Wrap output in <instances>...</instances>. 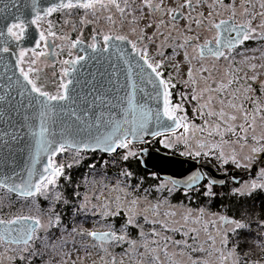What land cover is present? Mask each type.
Wrapping results in <instances>:
<instances>
[{"label": "snow or ice", "instance_id": "obj_1", "mask_svg": "<svg viewBox=\"0 0 264 264\" xmlns=\"http://www.w3.org/2000/svg\"><path fill=\"white\" fill-rule=\"evenodd\" d=\"M206 3L207 0H140L139 3L137 0H56L40 7L37 0H31L32 18L29 21L17 16L15 22L4 26L6 31L0 30V53L12 51L10 45L13 42L19 48V42L31 38L28 25L36 26L39 34L34 48H20L18 53H13L24 85L35 94L30 104L34 103L36 108L33 119L38 124L31 130L34 152L30 157L31 164L26 168V177L18 172H0V209L6 203L12 205V194L24 201L29 209V214L18 212L9 217L0 216V248L4 249L0 252V264L5 261L12 264L15 260L33 264L35 257L40 258L41 264H88L89 261L91 264H264V205L259 213L255 207L256 194L264 193V168L256 179L233 189L231 195L237 198V204L228 214L210 213L204 207L194 210L183 204L172 205L167 197L153 202L147 197L149 189H143L145 195L141 196L140 185L127 184L117 178L109 187L104 177L86 181L93 187L100 186L99 194L94 197L98 203L93 204L92 197L85 194L78 207L73 209L74 215L83 213L100 218L93 222L92 230L80 225L68 231L55 210L57 203L70 204L63 192L57 190L58 182L63 178L70 183L65 169L79 166L85 152L113 153L125 149L121 158L128 161L137 156L138 150L147 151L137 150V142L143 145L149 142L145 139L147 136L153 139L164 136L169 138L161 141L165 148L173 147L170 137H174L175 142L183 143L189 149L181 152L182 156L218 154L224 164L231 162L238 169L249 168L255 155L264 153V44L258 49L246 46L248 41H264V0H239L238 5L236 0L230 4L225 0H211L207 4V14L199 12L194 16L196 8ZM81 12L83 15L78 22L69 19ZM54 13L65 17L63 25L73 31L77 29V23L81 27L97 25L93 28L91 42L85 46L82 33L75 40H70L67 34L58 35L54 30L57 25L47 19ZM150 17L154 19L150 20ZM45 20L47 28L42 29L41 23ZM101 21L103 26H100ZM142 21L148 22L141 27ZM148 29L154 31L148 34ZM201 32L210 33V38H205L202 43ZM50 40L53 42L51 49ZM157 40L160 42L156 43ZM56 41L67 43L57 44ZM125 45L130 46V52ZM150 45H155V54H150ZM78 46L82 51L91 49L101 56L108 53L104 58L109 61L110 82L123 72L126 84L121 88L127 90L114 105L119 108L121 118L111 114L105 120L101 115L96 117L95 134L89 132L81 137L79 132L84 131L81 128L75 134L61 132L57 139V133L51 129L63 111L61 102L70 98L69 85L76 80L73 76L78 71L76 66L86 58L98 59L73 56L72 50ZM65 48L70 58L58 61L61 67L56 91H47L45 84L40 82L42 69L37 65L43 62L45 66H54L48 58L59 57ZM167 48L172 49L171 55L166 54ZM249 51L260 54L248 56ZM181 52L183 62L188 65L187 79L182 83L190 87L191 94L189 97L181 93L180 98L181 101L197 102L193 111L203 120L200 126L189 121L183 103H173L172 89L177 87L176 78L171 74L165 77L163 71L166 62L174 60ZM29 53L31 58L25 69L23 65ZM221 60L227 62L223 68L218 65ZM257 60L260 63H256ZM173 67L179 75L180 63ZM149 85L151 92L147 90ZM138 94L143 95L138 98ZM95 99L101 97L97 95ZM72 115L83 123V117L75 111ZM101 126L104 131L99 130ZM181 128L183 132L176 135ZM227 135L234 139H225ZM211 137L219 139H209ZM193 142L195 151L191 150ZM235 145H239L240 152ZM64 153L70 154V162L57 161L56 157ZM42 156L46 157V163L37 170ZM119 175L130 179L132 173L125 170ZM202 179L206 177L194 173L183 181L185 194ZM213 184L214 181L209 180L202 185L206 190L200 194L208 198L217 196ZM179 186L177 181L168 180L155 191L167 189L172 193ZM104 189H108L107 194ZM75 195L79 197L80 194L76 192ZM38 197L50 201L47 211L41 210ZM116 217L122 219L118 227L112 221ZM52 229H57L59 235ZM131 230L137 231L136 238ZM176 234L183 239H175ZM76 237L81 240L78 242ZM84 238L90 243L84 242ZM69 243L72 250L68 249ZM124 245L127 247L117 259L112 249ZM72 251H83L84 255L73 259ZM94 254L98 260L93 258Z\"/></svg>", "mask_w": 264, "mask_h": 264}, {"label": "water", "instance_id": "obj_2", "mask_svg": "<svg viewBox=\"0 0 264 264\" xmlns=\"http://www.w3.org/2000/svg\"><path fill=\"white\" fill-rule=\"evenodd\" d=\"M53 2L56 0H37L40 7L48 6ZM30 4L31 0H0V28L6 24L8 18H11L12 22L17 16L22 20L29 19L31 16ZM29 40V43L20 44V46L23 48L33 47L35 37L31 35ZM90 50L88 49L86 54L81 53L86 57L95 56L98 59L86 58L76 66L78 71L73 73L76 80L69 86L70 98L65 103L61 102L63 111L51 129L57 133V139H59L61 132L75 134L81 128L84 129V131L79 132L81 137L87 136L89 132L95 134L97 132L96 117L101 115L105 120L111 114H116L118 119L121 118L119 108L114 107V105L118 103V97L127 90L121 88L122 85L126 84L123 72L118 73L116 78H111L112 82H110L109 61L104 58L108 56V53L101 56V54L93 53ZM48 60L54 63L55 57H49ZM1 64L8 67L6 62V65L3 62ZM9 78L11 77L7 76L0 66V172L8 174L18 172L26 177V168L30 166V157L34 152V139L31 130L34 125L38 124V121L33 119L36 108L34 103L30 104V99L34 94H31L21 82L17 83L18 80L13 78L9 80ZM118 89L121 90L118 92ZM147 90L151 92L150 85L147 86ZM22 92L23 95H21ZM97 95L101 97L100 100L95 99ZM142 95L138 94V98ZM150 103L155 106L154 102ZM73 111L78 116L83 117V123L72 115ZM150 127L152 126L150 125ZM99 130L104 131L105 128L101 126ZM145 139L150 141L153 138L147 136ZM146 149V152L141 151L143 156L140 160L141 166L148 171L153 170L161 180L177 181L180 185L179 189H185L183 181L190 175L194 173L202 175V172L208 181H214V186L223 185L224 175L216 174L213 166L209 163L199 164L172 157L156 149ZM44 163H46V157L42 156L36 165L37 170L41 169ZM15 179L19 180V176H16Z\"/></svg>", "mask_w": 264, "mask_h": 264}, {"label": "trees", "instance_id": "obj_3", "mask_svg": "<svg viewBox=\"0 0 264 264\" xmlns=\"http://www.w3.org/2000/svg\"><path fill=\"white\" fill-rule=\"evenodd\" d=\"M45 90L50 91L48 89ZM180 100L181 98L178 100V102H180ZM189 103L190 107L187 109L185 107L184 108L189 119L193 120L195 118L193 112V106L195 104L190 100ZM199 125H201V122ZM216 140H218V138H216ZM136 148L137 150L140 148L156 149L162 153H171L170 155H176L174 152H168L167 149L160 147L157 138L152 139L147 144H143V146L141 145ZM125 152V149H117L116 152L112 154H105L99 150H97L96 152H85L82 154L84 156V160L79 166H74L72 169H65V174L70 176L71 181L69 183L67 181H64L63 178H61V180L58 182L57 190L63 192L64 197L70 200V204L64 205L62 203H57L55 204V210L61 215L62 225H64L68 229V231H70L72 227L80 225L85 228L86 223H89L94 228L93 222L100 219L98 216H85L83 213H80L78 215L73 214V209L78 207L79 203L83 198L84 193L92 186L91 184H87L86 181H91L93 179L100 180L101 177H104L105 183H112L114 185L116 183L117 178H119L121 180H124L127 184L140 185L139 195L141 196L145 195L143 189H149V192L147 193L148 199L152 197L154 198V195L159 196L162 193L166 192V189L162 192L155 191V189L159 186L158 180L161 179L153 170L148 171L141 166L140 160L141 157H143L141 151L138 150L137 156L130 157L128 161H124L121 158L125 154ZM56 159L59 162L68 163L71 161V156L68 153H64L57 156ZM213 161L215 162V159H213ZM92 164H95L96 166L94 169L90 167V165ZM233 168L236 167H232L231 169ZM125 170L132 173L130 179L119 175L122 171ZM156 178H158V180ZM77 185L79 187H77ZM97 186L100 187L99 185ZM233 189L234 187H227L224 184L222 186H213V190L217 193V196L213 198L203 196V201L200 200V203L202 202V207L208 210H212L213 212H217L220 214H228L233 209L234 205L237 204V198L231 195ZM76 192H79V197L75 195ZM196 197L197 195H195V198ZM262 200L263 199L260 198L258 201ZM12 201L13 203L11 206L6 203L5 206L0 209V216H12L13 214L22 212V206H26L25 202L19 200L15 196V194H12ZM178 201H180L179 198ZM37 203L40 205L42 211H47L50 207V201L44 200L43 197H38ZM239 203L243 204V200H240ZM197 205L198 202L193 205L194 209L198 208L196 207ZM260 211L261 207H256V212L259 213ZM23 214H29V209L27 206L26 212ZM112 221L115 222L116 226L118 227L119 224L122 222V219L120 217H116L112 218ZM95 227H98V225H95ZM51 231L59 235L57 229H52ZM133 234L134 233L132 231V235Z\"/></svg>", "mask_w": 264, "mask_h": 264}, {"label": "rangeland", "instance_id": "obj_4", "mask_svg": "<svg viewBox=\"0 0 264 264\" xmlns=\"http://www.w3.org/2000/svg\"><path fill=\"white\" fill-rule=\"evenodd\" d=\"M140 0H137V3H139ZM232 2V0H225V3H228L230 4ZM211 3V0H207V3L201 7H198L196 8V10L193 12V15H197L199 12H204L205 14H207V11H208V8H207V4H210ZM236 3L237 5L239 4V0H236ZM170 6H174V5H171ZM186 14V13H185ZM59 15V13H58ZM62 19L64 20L65 17L61 16ZM70 19V18H69ZM150 20L151 19H154L153 17H150L149 18ZM166 19V17H165ZM25 21V20H24ZM12 22V19L11 18H8L6 24H10ZM148 21H142L141 22V27L144 26L145 23H147ZM104 22L101 21V25L100 26H103ZM181 24H184V21H181ZM85 27V26H83ZM86 27H89L90 28V33H89V30L87 28V31H88V40L84 42V45L86 46L89 42H91V36L93 35V28L94 27H97V25H93V24H89L87 25ZM41 28L43 29V27L41 26ZM62 28H63V34H67L69 35V29L67 27H65V25H63L62 23ZM193 28H195V25H193ZM124 31H127V28L124 29ZM152 31H154V29H148V34H151ZM189 34H194V33H189ZM210 33H207V32H201L200 34V42L204 40V38L208 37ZM79 37H80V33H78ZM76 39V38H75ZM162 39V37L160 38ZM71 40V39H70ZM160 41L157 40L156 43H159ZM55 43L59 44V43H67V42H62V41H56ZM102 43V41H101ZM10 48L12 49V51H10L9 53H7V56L3 55V62H6V61H9L8 59H12L16 62V55L13 54V53H18L19 49L20 48H23L19 45V48L16 47V43L13 42L11 45H10ZM150 48V54H155V45H150L149 46ZM88 51V49L86 51H82L81 48L78 46L76 49H73L72 52H73V56L75 55H82L81 52H83L84 54H86V52ZM166 51V54L167 55H171L172 54V49L171 48H167L165 49ZM189 51H191V49H189ZM9 57V58H8ZM31 58V53L28 54V57H26L25 59V64L23 65L25 67V69H27L28 67V61L29 59ZM69 55H68V49L65 48L64 51L62 52V54L57 57V61L54 62V66H45V64L43 62H40L38 63V67H40L42 69V72L40 73V76H41V83H44L45 84V89H48L50 90L51 92H55L56 91V88H57V84L59 82V79H60V76H59V71H60V64L58 63L59 60H62V59H69ZM42 61H43V58H41ZM157 59H159V57H157ZM12 61V62H14ZM10 62V61H9ZM11 63V62H10ZM52 63V62H50ZM175 63H180L181 65V68H180V74L177 75L173 65ZM195 63V62H194ZM6 65V64H5ZM198 66V64H197ZM187 69H188V65L185 64L183 62V53L181 52V54L179 56H176L174 60L172 61H168L166 62V65L163 69L164 71V74H165V77H167L169 74H171L172 76H174L176 79H175V82L177 83V87L175 89H172V93H173V96H172V100H173V103L176 104V103H183V106L187 109L190 107V103L189 101H181L178 102V100L180 99L179 97L181 96V93H185V94H188L189 97H190V94H191V89L190 87H186L183 83H182V80L183 79H187ZM19 70V69H18ZM56 73L55 76H53V73ZM203 75H207V73H203ZM213 87H215V85L213 84ZM213 95H215V93H213ZM190 100V99H189ZM193 102L195 105L197 102L195 101H191ZM215 103V101H214ZM195 105L193 106V108L195 107ZM218 106V105H217ZM194 112V111H193ZM194 115H195V118L193 120L189 119V121L197 126H200V122H201V125L203 124V120L201 121L200 118H198L197 114L194 112ZM183 132V129H178L177 132H176V135H180V133ZM199 135V134H198ZM206 136V133L203 134ZM158 139V144L160 147H163V143H161V141H164L166 139H169V138H166L164 136H160V137H157ZM170 139L173 140V147L171 148H165L167 149V151L169 152H174L176 155H170L172 157H178V158H183V159H186V160H190V161H198L200 160L201 162L200 163H209L211 166H213V169L215 170H218V169H231L232 167H235L234 164H232L231 162H229L228 164H224L221 160L218 159V154H210L209 156H204V155H201L200 157H193V156H190V155H180L181 152H187L189 151L188 148L185 147V145L183 143H179V142H175V138L174 137H170ZM209 139H212L209 138ZM152 140V139H151ZM141 146V144H136L135 147H139ZM143 146V145H142ZM237 150V152H240V148H239V145H235L234 146ZM137 149V148H136ZM192 151H195V143L193 142L192 143V148H191ZM245 152L247 151V149L244 150ZM213 159H215V162L213 161ZM198 163V162H197ZM235 169V168H233ZM158 180V178H156ZM162 181V182H161ZM165 181L164 180H158V185H160L161 183H164ZM113 184H109V187H111ZM168 187H171V185L169 184ZM104 192L105 194L108 193V189H104ZM87 194L89 195L90 197H92V203L95 204V203H98L96 201V199L94 198L95 195H98L99 194V187L96 185V187H93L91 186V188H89L85 193L84 195ZM83 195V196H84ZM113 195H115V193H113ZM154 195V194H153ZM167 197L168 201L170 204L172 205H181L183 204L184 206L186 207H189V208H192L194 209L193 206H190L188 205L187 203H185L184 200L180 199L179 198V194H177L175 191H173L172 193H169L166 189V192L162 193L161 195L159 196H156L154 195V198H150L149 200L153 201V202H156L158 199H163ZM178 198L180 199V201H178ZM155 199V201H154ZM197 202H199V200L197 201L196 199L194 200H188V203H193V204H196ZM167 207V206H165ZM198 207L197 209L200 208V206H196ZM202 207V205H201ZM212 209V208H210ZM196 210V209H194ZM208 212L210 213H217V212H213L212 210H208L206 209ZM163 211V209H162ZM22 212L25 213L26 212V206H22ZM257 213V212H256ZM217 214H220V213H217ZM46 219V218H45ZM146 228L150 227V226H145ZM85 229H88V230H92L93 229V226H91L89 223H86L85 224ZM133 231V238H136L137 236V231L136 230H132ZM43 234V233H42ZM169 235H173L171 233H169ZM175 239H183V237H181L179 234H176L174 236ZM76 240L79 242L81 240L80 237H76ZM84 242L86 243H90L89 239L88 238H84ZM78 246V245H77ZM124 247H127L126 245H124L123 247H114L112 249V251L114 253L117 254V259L120 258L119 254L123 251V248ZM68 249L69 250H72V244L69 243L68 245ZM121 249V250H120ZM4 249L0 248V252H3ZM93 252L95 253V250H93ZM8 255H12V253H7ZM77 255H84L83 251H80L79 253L75 252V251H72V258L74 259ZM94 259H97L98 260V257L93 256ZM16 261V260H15ZM15 261L13 262V264H15ZM4 264H8V261H5ZM88 264H91V261L88 262Z\"/></svg>", "mask_w": 264, "mask_h": 264}, {"label": "flooded vegetation", "instance_id": "obj_5", "mask_svg": "<svg viewBox=\"0 0 264 264\" xmlns=\"http://www.w3.org/2000/svg\"><path fill=\"white\" fill-rule=\"evenodd\" d=\"M82 15H83V13L81 12V13H79L77 15H74L73 17H70V19L73 20V21L78 22L79 19H80V16H82ZM31 18H32V13H31L30 18L25 20V22L29 21ZM47 19L52 20L57 25V27L54 28V30L57 32L58 35H62L64 30L62 28L63 19L61 17V14L58 15V13H54L52 16L48 17ZM258 22H259V17H257V20H256V23H258ZM41 26L43 27V29H46L47 28V20L43 21L41 23ZM65 27H67L69 29V35H68L69 39L75 40V38L79 37L78 33H80V37H81V33H82V37L81 38L83 39V41L85 42V41L88 40L87 28H88L89 33H90V28L89 27H86V26L85 27H81L78 23H77V29L75 31H73L69 26H65ZM28 32L33 37H35V40H37L39 38V34H38L37 30H36V26L28 25ZM206 38H210V34ZM29 42H30L29 39H25L24 41L19 42V45L20 44H26V43H29ZM202 42L203 41H201V43ZM261 44H264V41H248V42H246V46L249 47V48H253V49H258ZM43 46L44 45L41 44V47H43ZM34 47H35V45L33 47H26V48H34ZM49 47L50 48L53 47V42L51 40L49 41ZM57 51H59V50L57 49ZM259 54H260L259 51H256L255 53L249 51V52L246 53V55H248V56H252V55L259 56ZM239 59H240V57H237V60H239ZM54 61L55 62L57 61V57H55ZM255 62L256 63H260V61H258V60L255 61ZM226 63L227 62L221 60V61L218 62V65H219L220 68H223V67L226 66ZM53 64H55V63H53ZM257 95H259L258 92H257ZM258 131H259V129H258ZM216 138L219 139V137H212V139H216ZM225 139H234V138L231 137L230 135H227V136H225ZM249 143H252V141L249 140ZM195 162H198L199 164H201L200 160L195 161ZM262 168H264V153H259V154L255 155V159L251 163V166L249 168H240V169L235 168V169H228V170H226V169H218V170H216L215 169V173L216 174H223L224 175L223 184L226 185L227 187H234V189H235V188L239 187L241 184H243L244 182L256 179L258 177V174H259V172H260V170ZM202 176L205 177L203 172H202ZM207 183H208L207 179H202L201 182H199L196 186H194L193 190L188 191L187 195L185 194V189L177 188L175 190V192L177 194H179V198L180 199L184 200L185 203H187L190 206H193L194 204L193 203H188V200H194V199H196L197 201L199 200L198 206H200V208H201L202 202L200 203V200L203 201V195H201L200 193L204 191V188H202L201 186L202 185H206ZM195 195H197L196 198H195ZM189 197H190V199H189ZM260 198H262L263 200L262 201H258ZM262 205H264V193H257L256 194V199H255V207H261L262 208ZM13 262H12V264H13ZM18 263H21V262L19 260H16L15 264H18ZM33 264H41L40 258H33Z\"/></svg>", "mask_w": 264, "mask_h": 264}, {"label": "bare ground", "instance_id": "obj_6", "mask_svg": "<svg viewBox=\"0 0 264 264\" xmlns=\"http://www.w3.org/2000/svg\"><path fill=\"white\" fill-rule=\"evenodd\" d=\"M6 25V24H5ZM4 25V26H5ZM2 26L0 28V30H4L6 31V28ZM91 51V50H90ZM92 52V51H91ZM3 55L7 56V53H0V66L1 68L5 71L6 75L13 78V79H16L18 80L19 82H21L23 85H24V82H23V78L20 77L19 75V70L18 68L16 67V62L12 59V62L11 59H8L9 61H6V63L8 64V67L7 66H4L1 64V62H3ZM9 58V57H8ZM5 64V62H3ZM142 63V62H141ZM26 88H28L26 85H24ZM28 90L30 91V89L28 88ZM35 95V94H34ZM62 103H65V102H62ZM162 182V181H161Z\"/></svg>", "mask_w": 264, "mask_h": 264}, {"label": "built area", "instance_id": "obj_7", "mask_svg": "<svg viewBox=\"0 0 264 264\" xmlns=\"http://www.w3.org/2000/svg\"><path fill=\"white\" fill-rule=\"evenodd\" d=\"M125 47H127V48H128V51H129V52L131 51V50H130V46H126V45H125ZM69 86H70V85H69Z\"/></svg>", "mask_w": 264, "mask_h": 264}, {"label": "clouds", "instance_id": "obj_8", "mask_svg": "<svg viewBox=\"0 0 264 264\" xmlns=\"http://www.w3.org/2000/svg\"><path fill=\"white\" fill-rule=\"evenodd\" d=\"M136 144H138V143H136Z\"/></svg>", "mask_w": 264, "mask_h": 264}]
</instances>
